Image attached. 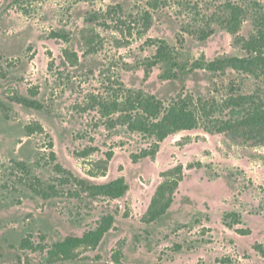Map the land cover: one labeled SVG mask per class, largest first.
Masks as SVG:
<instances>
[{"label": "rangeland", "instance_id": "rangeland-1", "mask_svg": "<svg viewBox=\"0 0 264 264\" xmlns=\"http://www.w3.org/2000/svg\"><path fill=\"white\" fill-rule=\"evenodd\" d=\"M232 6L242 11L236 35L221 25ZM208 27L214 34L205 41L182 32ZM259 29L264 32V0H0V264H47L45 253L21 250V241L37 245L44 237L49 248L93 230L106 215L114 228L98 248L65 264H264V252L255 249L264 250V136L201 126L168 137L154 158L134 162L154 139L128 132L118 114L105 116L100 107L126 91L166 104L190 96L220 105L257 93L264 104L261 76L189 71L197 61L245 57L242 45ZM158 40L172 51L181 79H164L163 65L145 73L156 50L150 42ZM246 111L229 108L214 118L237 121ZM34 124L43 133L26 131ZM56 164L91 185L122 177L128 191L117 200L84 194L44 200L26 184L66 176L54 171ZM177 167L182 181L170 209L143 223L157 188L176 177ZM231 214L236 217L225 223Z\"/></svg>", "mask_w": 264, "mask_h": 264}, {"label": "trees", "instance_id": "trees-1", "mask_svg": "<svg viewBox=\"0 0 264 264\" xmlns=\"http://www.w3.org/2000/svg\"><path fill=\"white\" fill-rule=\"evenodd\" d=\"M120 9V8H119ZM116 8H110L107 12L112 16L116 14ZM231 14L224 18L221 25L230 34L236 35L240 29L242 22V11L237 7H231ZM142 26L147 29L150 25V15L145 13L142 18ZM183 33H189L196 36L198 40L205 41L214 34V30L209 28L207 30L200 29L198 32L182 30ZM57 37H61L56 35ZM152 46L156 47L155 54L148 60L145 66V73L158 66L163 65L166 69L164 71V79L178 80L181 79L179 74L173 71L178 65L175 62V57L169 47L162 40L151 41ZM246 56L218 58L209 63H201L199 61L193 63L190 67V72L194 70H207L211 73H222L226 69H233L237 72L250 74L254 77L264 78V32L259 29L257 33L245 41L242 45ZM66 56H73L65 52ZM261 76V77H260ZM181 90L185 91V87L181 84ZM183 94V93H182ZM19 104L28 108L40 109V106L33 101L25 99H17ZM101 110L105 116L113 114L119 115V125L125 127L130 133H140L143 136L154 139L151 148L144 150L137 155L132 156V160L136 162L139 159L154 158L159 150V145L168 137L179 132L190 131L203 127L206 131L223 132H238L248 131L253 134L264 136V104L260 96L256 94L230 96L221 105L214 100L196 101L190 96H178L170 103L166 104L157 99L153 95H147L140 91H126L119 98L110 103L104 102ZM246 107L245 115L237 121H217L214 116L216 113H223L229 108ZM28 133L39 132L43 133V128L34 124L26 127ZM52 148V144H49ZM91 151V150H88ZM83 153V156L88 155L89 152ZM50 158L55 161V154L50 153ZM19 171L30 177V171L23 163H16ZM54 171L63 173V178L53 181L52 183H43L36 177L27 181L28 189L35 195L44 200L62 198L66 195L72 198H77L80 194H84L89 198H108L117 200L122 198L128 191V185L124 178L119 177L105 184H89L84 180H80L71 176L61 165H54ZM174 177L169 181L163 182L156 190L149 207L142 217V222L145 224L155 223L159 218L164 216L170 209L173 203V196L176 193L179 183L182 181V167H177L173 172ZM74 185L76 190L66 191L65 186ZM230 217H236L235 214L226 215V220ZM237 220V219H236ZM238 223V221H237ZM114 217L106 215L102 217L96 224L93 230L86 231L80 237H66L62 242L53 244L47 247L43 243L44 237H41V243L34 245L30 238H25L21 241L20 249L29 250L32 252H40L46 254L47 264H65L77 261L80 259L83 252L95 250L98 248L104 237L114 228ZM229 227L230 224H227ZM244 233V232H240ZM255 249L263 251L262 245H256ZM116 263H119V253L114 255Z\"/></svg>", "mask_w": 264, "mask_h": 264}]
</instances>
